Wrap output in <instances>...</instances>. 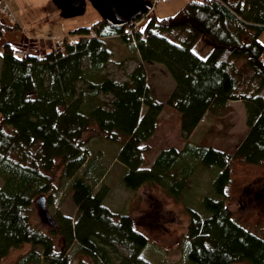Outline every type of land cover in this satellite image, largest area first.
<instances>
[{"label":"trees","instance_id":"1","mask_svg":"<svg viewBox=\"0 0 264 264\" xmlns=\"http://www.w3.org/2000/svg\"><path fill=\"white\" fill-rule=\"evenodd\" d=\"M18 28L0 18V263L23 244L30 250L12 264H71L74 243L97 264H144L142 250L156 248L129 213L95 192L101 172L83 139L94 126L104 140L120 143L116 160L125 167L127 189L157 186L178 202L199 168L218 170L211 195L200 198L198 209L185 206V264H264V238L233 217L225 198L234 159L264 165V0H186L173 15L157 18L152 9L120 28L100 18L44 52L2 42ZM111 37L136 51L126 81L103 73L114 53L105 44ZM203 37L213 46L199 56L195 47ZM152 62L175 83L164 101L147 81L144 64ZM237 100L246 132L231 153L190 141L207 112L220 116ZM165 105L179 114L183 145L159 150L148 165L147 142ZM57 160L76 207L74 219L57 214L52 230L61 236L60 248L32 221L34 200L53 190L48 172ZM117 245L128 255H119Z\"/></svg>","mask_w":264,"mask_h":264},{"label":"rangeland","instance_id":"2","mask_svg":"<svg viewBox=\"0 0 264 264\" xmlns=\"http://www.w3.org/2000/svg\"><path fill=\"white\" fill-rule=\"evenodd\" d=\"M185 2L186 0L160 2L153 7L154 14L157 18L168 17L175 14ZM0 3L3 4L2 0ZM4 4L11 16L1 7V20L10 26L17 23L19 28L5 32L3 38L11 40L15 46H18L16 47L18 50L36 47L44 52L46 41L53 45V39L58 42L65 35L74 37L71 31L81 26H91L101 18L89 2L86 4L84 13L74 17H65L55 0H4ZM145 20L146 17L138 24L144 23ZM259 40L264 44V31L260 33ZM106 43L114 53L103 73L117 81H126L138 60L135 49L128 42L123 43L115 37L106 39ZM212 46V42L203 37L195 47V51L199 56H204ZM144 66L147 81L156 98L164 101L175 85L171 75L160 63H145ZM105 99L110 97L106 96ZM245 118L243 102L231 101L230 106L220 116L207 112L191 134L190 141L197 145L212 146L231 153L246 132ZM83 139L86 142L89 159H96L98 165L96 170L101 172L98 183L94 185L95 192L103 191L104 203L112 209L129 213L135 227L149 238V242L156 245L155 249L151 245L142 250L144 264H185L182 260V249L186 242V226L189 219L185 206L198 209L200 198L211 195L212 182L218 170L215 167L199 168L189 189L177 202L157 186L146 185L137 190L125 188L121 181L125 167L116 160L120 143L104 140L94 126L84 134ZM147 144L149 146V152L146 155L148 165L152 163L159 150L170 146L182 147L177 111L164 106L156 132ZM48 177L53 185L52 192L45 195L50 213L56 221L57 214L74 219L76 207L71 199L68 180L62 175L58 160L54 168L48 172ZM94 178H96L95 175ZM230 179L225 198L233 217L251 232L264 238V165L247 164L234 159L230 164ZM0 183H2L1 178ZM32 221L49 234L56 248H60L62 243L60 234L54 232L44 222L35 205ZM30 248L28 244L12 248L0 264H12ZM116 250L119 255L125 256L129 253L120 245L116 246ZM68 253L71 264H97L94 258L83 255L79 251L77 243L68 249ZM113 254V257L117 258L116 253Z\"/></svg>","mask_w":264,"mask_h":264},{"label":"water","instance_id":"3","mask_svg":"<svg viewBox=\"0 0 264 264\" xmlns=\"http://www.w3.org/2000/svg\"><path fill=\"white\" fill-rule=\"evenodd\" d=\"M60 5L65 17L82 15L87 2L100 14L107 24L113 28H120L133 22L138 17L151 10L150 1L145 0H55ZM34 205L46 224L52 229L57 227V222L50 213L46 197L38 196L34 200Z\"/></svg>","mask_w":264,"mask_h":264},{"label":"crops","instance_id":"4","mask_svg":"<svg viewBox=\"0 0 264 264\" xmlns=\"http://www.w3.org/2000/svg\"><path fill=\"white\" fill-rule=\"evenodd\" d=\"M53 40H54V39H53ZM53 40H52V42H53ZM2 42H3V43H6V42H7V43H10V44H11L12 46H14V47H18V46H15V45L12 43L11 40H6V39L3 38V39H2ZM50 45H51V44L48 43V42L46 41V42H45V45H44V46L46 47L45 50L49 49V48H50ZM32 46H35V45H32ZM32 46H27V47H32ZM19 48H21V47H19ZM230 103H231V101H229V102L227 103V105L230 106Z\"/></svg>","mask_w":264,"mask_h":264},{"label":"built area","instance_id":"5","mask_svg":"<svg viewBox=\"0 0 264 264\" xmlns=\"http://www.w3.org/2000/svg\"><path fill=\"white\" fill-rule=\"evenodd\" d=\"M164 1H169V0H152V4H153V5H156L157 3L164 2ZM2 8H3L4 12H7V8H6L5 5L2 6ZM59 47H61V42H58V43L55 45V48H59ZM34 52H36V51H34ZM19 54H21V52H19ZM37 57H40V56L37 55Z\"/></svg>","mask_w":264,"mask_h":264}]
</instances>
